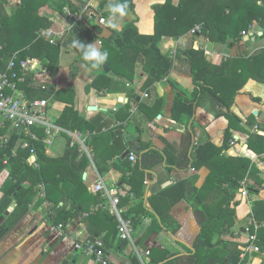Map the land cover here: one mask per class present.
Wrapping results in <instances>:
<instances>
[{
  "label": "trees",
  "instance_id": "obj_1",
  "mask_svg": "<svg viewBox=\"0 0 264 264\" xmlns=\"http://www.w3.org/2000/svg\"><path fill=\"white\" fill-rule=\"evenodd\" d=\"M4 0H0V72L7 69L8 63L15 53L18 58L34 56L46 63L47 73L55 76L61 67V56L66 50L74 49L77 56L72 63L71 73L77 74L80 67L76 64L85 63L91 67V63L84 60L83 49L74 46V41H79L86 46L101 39L104 51L108 53L107 59L100 68L101 72L89 85L98 90H113L114 83L119 79L132 81L136 76L137 64L148 74L145 88L149 89L154 82L160 81L168 76L173 68L175 58L178 56L187 57L191 65V74L195 83V102L200 105L201 101L211 92L215 102L228 109L226 116L230 120L226 130L224 144L218 147L210 142L200 144L189 157L193 166L206 164L212 167L210 179L215 185L226 190L227 194L233 197L234 191L242 186V181L250 176L253 181L248 183L249 193L259 194L264 189V177L256 163H253L254 154L264 153V136L255 134L251 136L247 146L239 156L221 154L230 146L233 138V130H243L240 126V119L230 113L231 106L235 103L236 96L243 91L250 79L264 82V49L252 53L248 57H231L220 65H215L208 59L206 49L201 47L197 41L199 32L191 35V30L201 26V31L206 34V42L212 45L217 43H236L242 39V31L251 24L258 23L264 29V0H166L164 3L155 4L156 26L153 34H141L136 23L125 24L121 31H116L110 39L99 38L101 28L90 22L81 21L76 23L56 43H50L39 34L43 28L52 25L47 15L40 13V9L51 0H21V3L12 13H8ZM123 4L125 7L134 8L133 0H101V7L107 9V5ZM57 8L62 11L69 7L74 11H88L87 6H78L71 0H59ZM190 38L191 46L175 52H163L159 43L171 37L180 36ZM264 37V33L259 35ZM192 37V38H191ZM134 51L135 54H130ZM117 56L119 61L124 58V64L118 63L119 67L112 63V57ZM131 56V57H129ZM132 60L130 62V60ZM104 64L111 67L112 72H106ZM125 65V66H124ZM124 66V67H123ZM38 73H30L26 81L21 83V88L26 92L27 97L32 100L36 98H47L50 101L59 99L68 103L61 114L56 117V123L72 132H97L91 137L95 142L101 140L100 134L104 123L103 113L94 118L86 119L80 114L74 105L75 90L67 88L56 91L52 86L43 88V83L38 82ZM172 82L175 91L171 119L189 127L195 113L194 102L188 96L186 90L178 83ZM133 98L136 94L130 93ZM255 101H261L258 96H252ZM156 105L151 106L154 109ZM160 109L154 114H159ZM252 122V121H250ZM10 130V131H9ZM10 132L8 144L2 145L0 138V172L9 168L10 177L4 187V196L0 202V216L5 215V230L13 228L21 218L28 212L29 206L39 192L38 185L45 183L47 200L54 202L52 207V219L56 225H67L78 217L88 215L84 218L88 222L90 232L96 237L92 225L107 221L105 230L106 248L118 246L126 248L129 245L127 240L120 237L119 222L109 208L97 207L91 210V204L106 201L98 194L91 193L84 180V172L90 165V160L85 153H81L78 143L71 145L68 142L66 151L61 157L49 156L46 152V145L42 141L35 143L39 166L30 162V149L22 148L20 142L22 134L10 129V123L0 129V134L5 136ZM44 135L43 132H40ZM234 139V138H233ZM16 150L14 154L13 151ZM264 155V154H263ZM80 157V158H79ZM79 158V159H78ZM164 152L151 149L142 156L141 164L144 168H152L165 160ZM264 158V157H263ZM7 160V161H6ZM125 172H130L139 167V164L131 165L125 159H120ZM73 170V180L65 176ZM211 181V182H212ZM229 187H223L224 184ZM71 186V188H70ZM194 185L191 187L193 188ZM188 189V188H187ZM65 190V191H64ZM195 216L199 224V232L194 239L178 240L180 253H175L168 248L153 247L151 249V264H247V258L242 259L240 242L227 238L233 235L232 226L235 219V208L230 205L226 207H213L203 205L201 190L197 187L188 189ZM188 192L185 194L187 195ZM168 191L161 193L162 197L168 195ZM72 199V207L60 205V201L66 204L67 197ZM229 198V199H230ZM16 200L17 206L13 212H7L10 205ZM181 200V197L165 203L154 196L151 200L152 211L143 206L125 211L124 218L131 220L134 227V234L142 224L145 216H152L154 223L153 230L162 232L164 229L179 236V232L185 225L173 214V207ZM89 203V204H88ZM122 205V203H121ZM141 209V210H140ZM251 218L257 220L261 225L257 229L258 244L264 250V199H257L253 204ZM249 225L245 226V228ZM255 231V226L250 225ZM180 239V238H179ZM185 243H188L187 246ZM187 251L186 253H182ZM178 255L177 257H174ZM174 257V258H173ZM133 264H139V258L135 253L131 255ZM264 264V260L262 262Z\"/></svg>",
  "mask_w": 264,
  "mask_h": 264
},
{
  "label": "crops",
  "instance_id": "obj_2",
  "mask_svg": "<svg viewBox=\"0 0 264 264\" xmlns=\"http://www.w3.org/2000/svg\"><path fill=\"white\" fill-rule=\"evenodd\" d=\"M4 1L7 10L12 7V3L17 6L20 4V0ZM71 1L78 6L89 7L88 11L93 8L99 17L104 16L106 18L105 25L111 28L113 34L116 31H121L125 24L133 21L141 34H153L156 26L154 6L164 3L166 0H133L134 8L125 7L123 15L116 13L114 16H111L108 9L101 7V0ZM57 2L59 0H51V4L44 5L40 9V13L50 18L52 21L50 27L61 34L59 37L61 39L69 30V20L60 14L61 11L57 8ZM178 2L179 0H175V3ZM89 19L90 22L95 23L94 18L89 17ZM196 38L201 47L206 49L208 59L215 65H220L228 58L235 56L248 57L252 53L264 49L263 36H258L256 41L252 43H237L240 39L236 43L227 42L215 45L207 43L205 40L199 41V35ZM176 39H180L181 42L175 43ZM99 40L93 44L103 53L105 52V43L100 44ZM188 40L189 38L184 35L179 38L171 37L161 41L159 45L163 52H169L175 50V45L181 49L191 46L192 43ZM186 41L187 43L184 45ZM130 54L135 53L130 51ZM76 56L77 53L74 49L64 51L58 73L51 77L47 71H41L38 73V82L47 87L52 86L56 91L73 88L75 90L74 105L86 119L94 118L103 113V121H97L99 125L104 123L100 134L101 140L95 142L91 139L97 132H72L63 128L64 131L57 136L54 143L46 146L47 154L52 157H61L64 155L69 141H71V145L78 143L80 152L85 153L90 160V165L83 175L89 191L95 195L98 194L92 190V185L98 179H102L111 195L120 197V206L126 212L132 208H139L140 205L152 211L151 200L154 196H158V200L165 203L181 197V200L173 207V214L185 224L179 232V236L165 229L162 232L151 229L154 220L152 216L147 215L143 218L142 224L136 232V240L140 248L162 247L180 253V246H169L157 239L170 236L177 242L181 239L187 241L196 237L199 232V224L192 203L188 198L190 195L188 189L193 191L195 187L201 190L203 205H212L213 207L215 205H220L219 207L230 205L231 208H235L234 225L231 227L234 234L227 235V238L235 239L241 245L245 244L247 241L245 226L251 220L254 201L264 199V189L259 194L250 193V199L242 195L240 191L233 190L235 195L230 198L225 189L222 190L210 179L211 166L206 164L193 166L189 162V157L200 144L210 142L218 147L224 144L230 120L226 116L228 109L218 105L211 92L205 95L200 105L194 101L195 83L188 58L184 56L175 58L168 79L164 78L154 82L149 89L145 88L148 74L142 70L140 64H137L136 76L132 81L119 79L114 83L113 90L106 91L105 89L98 90L95 87H89L103 68L94 69L85 63H80L76 64L80 67L79 72L77 74L71 73L72 63ZM118 59L117 56L112 57V63L118 67L120 66L117 65L118 63L122 65L127 62L125 58L122 61ZM107 66L109 72H112L111 67ZM170 81L183 87L194 102L195 113L188 128L170 117L175 96ZM132 91L133 94H136V98L130 94ZM245 96L250 98L247 103L244 99ZM252 96L260 97L261 101H255ZM253 101L259 105L252 106ZM154 104L156 106L151 109L150 107ZM67 105L68 103L65 101L54 99L51 101V111L55 117H58ZM159 109L160 113L155 115L154 113ZM230 113L240 119V126L244 129L233 130L232 137L236 139L237 145H231L233 139L231 138L230 146L221 154L238 156L234 152L239 150L244 153L251 136H255L256 133L264 136V82L250 79L243 91L236 96ZM256 126H258L260 133L256 131ZM13 129L19 132L16 128ZM9 134L10 132L7 133V136ZM79 134L80 140L74 136ZM151 149L164 152L166 158L162 163L152 168H144L141 164L142 156ZM127 151H130L129 156H124ZM131 154L137 155L138 160L132 161ZM263 154H254L253 163L255 159H262ZM120 159H125L133 166L139 164V167L135 166L133 171L125 172L122 163H118ZM73 173L75 172L71 170L65 174L70 178L69 181L73 180ZM9 177V168L0 172V202L3 199L4 187L8 183ZM251 179L253 178H250L249 182L252 181ZM192 185H194L193 188ZM223 187L229 186L226 183ZM165 191L170 193L166 197H162L160 194ZM186 192H188L187 195ZM98 195L106 198V201L98 204L92 203L91 210H95L99 206L109 207L110 197L105 196L104 193ZM46 198L47 196L42 197L39 191L30 204L28 212L13 228L5 231L0 238V264H60L70 254L73 257L69 260V264H97L93 257L87 256L75 248L76 238L98 237L105 240L107 221L91 226L92 229L98 230L95 234L96 237L92 236L88 222L84 220L88 215L87 213L84 214L85 217H78L67 225L63 224V232L52 229L56 225L51 215L53 213L52 207L55 204ZM67 198L66 204L63 201H60L59 204L71 208L72 199L69 196ZM16 206L15 200L7 212H13ZM109 211H111L110 208ZM111 213L113 212L111 211ZM2 216H4V220L1 225L4 226L6 217L5 215ZM151 231L154 232L156 238L146 245L145 239ZM141 243L143 247L140 246ZM107 252L112 262L116 264H133L131 255L134 251L130 244L126 248H122L120 245L112 247L107 245ZM246 258L247 264H262L264 250L250 251Z\"/></svg>",
  "mask_w": 264,
  "mask_h": 264
},
{
  "label": "built area",
  "instance_id": "obj_3",
  "mask_svg": "<svg viewBox=\"0 0 264 264\" xmlns=\"http://www.w3.org/2000/svg\"><path fill=\"white\" fill-rule=\"evenodd\" d=\"M89 11L86 12L88 14ZM60 14L69 20V30L76 24L84 20L86 14L83 11H74L69 7H65ZM100 23L106 24V18L100 16ZM199 28V26H197ZM191 32L196 33V28L192 29ZM264 33L259 24L253 23L246 30L242 31V39L255 40L259 35ZM39 34L46 38L50 43H56L59 40L61 34L57 33L51 27L43 28L39 31ZM180 39H176L175 43H180ZM99 43L103 41L100 39ZM186 42H184L185 45ZM175 45V52L177 49ZM1 59V56H0ZM46 72L47 67L44 62L34 56L26 58H18V54L15 53L8 63L7 69L0 72V129L5 128L10 123V129L16 128L22 134V140L20 146L22 148L30 149V162L34 166H38V154L35 143L42 141L46 146H50L57 139V136L63 132L56 123V117L52 113L51 101L47 98H36L30 100L23 88L21 83L26 81L27 76L32 72ZM45 88L46 86H42ZM146 96L148 94L146 93ZM256 131L260 133L258 126ZM43 132L44 135H41ZM80 140V134L74 135ZM2 145L8 144L10 137L0 134ZM73 145V143H72ZM231 145L236 146V139L231 140ZM16 153V150L13 151ZM241 152L237 150L234 152L235 155H239ZM131 160L137 161L138 156L131 154ZM7 161V160H6ZM254 163L258 165L261 170V175L264 176V158L255 159ZM249 177L247 176L241 183L242 186L239 188L241 194L250 199L248 183ZM40 194L42 197H46L45 183L41 182L38 185ZM92 190L97 193H104L105 196H109L111 201L109 204L110 210L117 218L119 225L120 237L127 240L133 247L134 253L139 258V264H151V248H140L138 247L136 236L134 234V227L131 220L124 218L125 209L120 206V197L112 196L111 192L107 189L104 181L98 179L93 185ZM107 207V206H105ZM250 225L255 226L253 232ZM260 223L251 218L249 225L245 228L247 233V241L245 244L240 245L242 250L241 257L244 260L250 251L259 252L261 247L258 244L257 229L260 227ZM264 226V223L262 224ZM52 229H58L64 231V225H54ZM75 248L81 250L85 255L94 258L97 264H116L112 262L106 248L105 241L101 238H76Z\"/></svg>",
  "mask_w": 264,
  "mask_h": 264
},
{
  "label": "clouds",
  "instance_id": "obj_4",
  "mask_svg": "<svg viewBox=\"0 0 264 264\" xmlns=\"http://www.w3.org/2000/svg\"><path fill=\"white\" fill-rule=\"evenodd\" d=\"M107 9L110 11L111 16H114L116 13H120L121 15L124 14L125 6L123 4H112L109 3L107 5ZM74 46H78L83 49V58L84 60L91 63L92 68H100L102 64L107 59L108 53L100 52L94 44L87 45L86 48L82 45L78 40L73 42Z\"/></svg>",
  "mask_w": 264,
  "mask_h": 264
},
{
  "label": "rangeland",
  "instance_id": "obj_5",
  "mask_svg": "<svg viewBox=\"0 0 264 264\" xmlns=\"http://www.w3.org/2000/svg\"><path fill=\"white\" fill-rule=\"evenodd\" d=\"M20 3H21V0H20ZM17 7V5L15 4V3H12V7H10L7 11H8V13H12L14 10H15V8ZM257 23V22H256ZM257 25H258V23H257ZM201 26H199V28L196 26L195 28H196V30H197V33L199 32V41L200 40H202V41H204L205 40V42H206V34H204L202 31H201V28H200ZM191 35H194L195 33H193V32H191L190 33ZM197 35V36H198ZM192 38V37H191ZM190 41V38H189V40H188V42ZM244 41V42H243ZM256 41V39L255 40H248V39H246V38H243V39H241L239 42H237V43H252V42H255ZM228 43H230V41L228 42ZM46 64V63H45ZM244 99H245V101H246V103H247V101H249V97L248 96H245L244 97ZM257 105H259L257 102H255V101H253V103H252V106H257ZM242 154V152L239 154V155H241ZM238 155V156H239ZM264 177V176H263ZM250 178L251 177H249L248 179L250 180ZM252 180V179H251ZM252 183H253V181H252ZM238 192H239V190H238ZM243 195V194H242ZM249 195H250V193H249ZM220 206V205H219ZM219 206L217 205H215L214 207H216V208H219ZM156 237H155V234H154V232L153 231H151V232H149V234H148V237H147V239H145V243H146V245L147 244H149V242H151V240L152 239H155ZM158 241H160L161 242V240L166 244H168L169 246H174V245H177V246H179L178 244H177V242L175 241V240H173L172 239V237H170V236H163L162 238H158L157 239ZM144 241V240H143ZM148 241V242H147ZM143 243V242H142ZM142 243H141V247H143L142 246Z\"/></svg>",
  "mask_w": 264,
  "mask_h": 264
},
{
  "label": "water",
  "instance_id": "obj_6",
  "mask_svg": "<svg viewBox=\"0 0 264 264\" xmlns=\"http://www.w3.org/2000/svg\"><path fill=\"white\" fill-rule=\"evenodd\" d=\"M89 17L94 18L95 19V23L101 28V31L98 33L99 37L100 38H105V39H110L111 36H112V34H113V31L111 30V28L109 26L100 23V21H99V19H100L99 14L96 13V11L93 8H91V10L89 11V13L86 14V17H85V20L84 21H87L89 19ZM63 39H64V37H62L60 39V43L63 42ZM104 69H105L106 72H109V67L107 65H104ZM129 154H130V151H127L124 156H129ZM3 220H4V216H1L0 217V238L4 235V233L6 231L5 230V227L3 225H1V222H3ZM185 244L187 246H189L188 243H185ZM189 247H191V246H189ZM72 257H73V255L70 254L60 264H69V260L72 259Z\"/></svg>",
  "mask_w": 264,
  "mask_h": 264
}]
</instances>
